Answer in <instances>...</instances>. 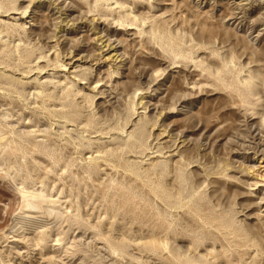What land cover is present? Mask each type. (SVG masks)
Wrapping results in <instances>:
<instances>
[{"label": "rangeland", "instance_id": "1", "mask_svg": "<svg viewBox=\"0 0 264 264\" xmlns=\"http://www.w3.org/2000/svg\"><path fill=\"white\" fill-rule=\"evenodd\" d=\"M262 157L264 0H0V264H264Z\"/></svg>", "mask_w": 264, "mask_h": 264}, {"label": "bare ground", "instance_id": "2", "mask_svg": "<svg viewBox=\"0 0 264 264\" xmlns=\"http://www.w3.org/2000/svg\"><path fill=\"white\" fill-rule=\"evenodd\" d=\"M135 17H137V15ZM150 28H153V27H150ZM156 30H158V29L156 28L155 31ZM96 38L102 41V46L99 48V51L98 52L101 55V57L103 58V60H105V61L106 60H109V61L110 60L111 61H115L116 60L117 61L118 59H120L119 58L120 57V53H119L118 47L116 45L117 44L116 42L111 41V39L104 38V36H102V35H97ZM249 171H250L249 173H251L252 176H254L256 178L257 183L264 182V158L263 157L260 158L258 160L257 167L256 168L254 167L252 169H249ZM33 199H35V198H33ZM28 205H29L28 207H30V206L35 207L36 206L33 203H31V202H29Z\"/></svg>", "mask_w": 264, "mask_h": 264}]
</instances>
